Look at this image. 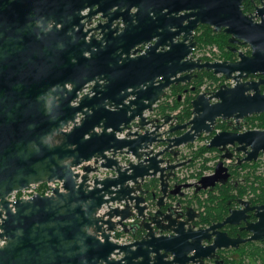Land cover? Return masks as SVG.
Here are the masks:
<instances>
[{"label": "water", "instance_id": "95a60500", "mask_svg": "<svg viewBox=\"0 0 264 264\" xmlns=\"http://www.w3.org/2000/svg\"><path fill=\"white\" fill-rule=\"evenodd\" d=\"M243 1L0 0V264H205L216 249L241 241L220 229L245 221L247 210L258 218L246 226L250 240L262 237L264 205L241 200L243 210L194 229L193 208L168 202L183 189L214 188L229 179L228 163H255L264 153V130L238 132L241 121L264 114V9L256 21L242 11ZM97 14L103 22L84 30ZM203 25L249 53L234 49L235 61L193 60ZM201 72L234 84L200 91L184 123L176 114L145 116L171 87ZM218 120L232 131L213 134ZM204 135H212L207 148L221 153L213 172L173 184L189 163L180 161L183 149ZM128 156L134 160L122 166L118 157ZM100 169L113 176L89 184ZM53 181L63 191L7 201L15 190ZM116 202L124 208L100 214ZM132 209L131 232L141 236L118 245L110 233L116 226L130 231L123 221Z\"/></svg>", "mask_w": 264, "mask_h": 264}, {"label": "trees", "instance_id": "16d2710c", "mask_svg": "<svg viewBox=\"0 0 264 264\" xmlns=\"http://www.w3.org/2000/svg\"><path fill=\"white\" fill-rule=\"evenodd\" d=\"M195 41L198 47L216 45L221 51L223 61H235L236 53H232L231 49L227 47L228 37L222 32L215 33L209 26H200L195 35ZM237 50H240L238 48ZM249 53V52H248ZM252 77V76H251ZM249 77V78H251ZM205 81L215 84L213 90L222 86L223 78H217L210 72H201L198 78L193 83L187 85H177L169 89L164 100L159 102L155 107V113L161 117L173 112H178L177 122L184 123L192 116L190 102L200 92V87ZM190 87L195 90L191 91ZM187 89V91H185ZM210 89V87L208 88ZM261 92L264 93V86L261 87ZM241 126H247V129L264 130V114L254 115L241 121ZM233 124L229 122L217 121L215 130L232 131ZM210 136H202L198 139L201 142ZM193 144L188 145L187 148H193ZM216 149H208L206 145L197 146L196 150H192L189 163L185 166L186 169L192 170L189 178L199 180L204 176L205 171L214 170L215 165H209L211 161L218 158L219 154ZM214 154L213 157L208 156ZM259 166L255 163H242L229 167L230 177L227 181L217 184L214 188L208 190H201L199 187L193 186L188 194L171 197L172 200L177 199L183 207H191L201 210V217L197 225L208 226L214 222L222 220L227 214L228 208L231 207V202L234 198H249L254 204L264 203V172L256 174V169ZM187 178V179H189ZM177 179V178H176ZM181 183V182H180ZM149 185L157 188V181L152 179ZM141 236L140 231H136L134 237L138 239ZM230 264H247L244 261L231 262Z\"/></svg>", "mask_w": 264, "mask_h": 264}, {"label": "flooded vegetation", "instance_id": "af4514ba", "mask_svg": "<svg viewBox=\"0 0 264 264\" xmlns=\"http://www.w3.org/2000/svg\"><path fill=\"white\" fill-rule=\"evenodd\" d=\"M241 8H242V11L246 15L255 16V20L257 21V20H259L257 9H264V0H244L242 2ZM84 21H86V20H84ZM94 22H95V24H94ZM100 22H103V19H101L100 14H97V15L92 17L90 24L86 25L84 30H86L87 28L96 27ZM116 24H117V22H114V25H116ZM121 26L122 25L120 24L119 27H121ZM198 28H200V26ZM227 37H228L227 47L229 49H231L232 53H234V51H233L234 49H238V48H240V49L244 48L249 52V48L247 46H241L238 44H230L229 43V36H227ZM144 48H145L144 46L141 48V52H143ZM199 74L200 73L197 74L196 78L192 79L190 84L193 83L194 80H196L198 78ZM258 78H259V76H252L250 79L253 80V79H258ZM184 85H187V84H184ZM87 87L90 89V85H87L85 88H87ZM190 88H192V87H190ZM185 91H187V89H185ZM215 133H217V130H214L213 134H215ZM205 136H210L209 137V139H210L212 135H205ZM205 139H207V138H205ZM216 154H219L218 158L216 159V161H217L219 159L221 153L218 152ZM235 157H240V156H238L236 154ZM235 161H236V159H234V161L228 163L227 164L228 168L231 165H234ZM174 183L181 184L178 181V179L174 180L173 184ZM186 190H188V189H183L182 192L184 194H188L190 190H188V191H186ZM241 200L249 202L250 208L264 205V203L254 204L250 201L249 198H234V201L231 202V207L228 208V212L222 218V220L214 222L208 226L197 225V222L201 217V210L193 208L194 213H195V218H194V221L192 222L193 228L194 229L208 228L209 226H211L213 224H217V223L222 222L229 215V212L231 210H243L244 206H242V204L240 203ZM168 202L169 203H176V202H178V200L177 199L172 200L170 197L168 199ZM184 208H187V207L185 206V207H183V209ZM261 212H263V211H261ZM256 214H257L256 210H247L245 212V216H246L245 221H241L238 225H225V226H223L220 229V231L222 233H225L229 239H231V240L240 239L241 241L237 244V246H230L229 248L216 249V251L214 252L215 257L212 259L205 260V264H230L231 262H239V261H244V263H247V264H264V232L262 233V237L260 239L250 240L252 237V233H250L249 231L246 230V226L248 224H254L258 221ZM203 244L205 246L208 245L206 242H203Z\"/></svg>", "mask_w": 264, "mask_h": 264}, {"label": "built area", "instance_id": "2783aa9c", "mask_svg": "<svg viewBox=\"0 0 264 264\" xmlns=\"http://www.w3.org/2000/svg\"><path fill=\"white\" fill-rule=\"evenodd\" d=\"M87 13V10L84 11V14ZM95 24V22H94ZM195 51V49L192 51L191 57H193V52ZM218 54V49L217 47H211L207 50V53L205 55L204 59L207 60H220V58L216 59V55ZM193 60H201L203 62L202 59L199 58H192ZM89 88H85L81 94H85L88 93ZM201 91V90H200ZM203 91V90H202ZM176 114V113H173ZM145 116L148 118H152V117H158L161 118V116L157 115V114H148L145 113ZM148 129H152L150 126L147 127ZM135 129H133L134 131ZM142 132V131H141ZM219 131L217 130V133ZM209 138L202 140L201 142H197L194 145H208L209 143ZM194 149H197V147H195ZM264 156V153L260 155L259 159ZM191 155L189 154V150L184 149L181 159L180 161H186L188 159H190ZM120 164L122 166H127V163L129 160H134L131 156L128 157H118ZM258 159V160H259ZM91 165H93L92 163H90ZM86 165V164H84ZM82 167L80 166L78 168L73 169V171L75 173H82ZM186 169H180L177 171V179L179 182L181 183H195L196 180L195 179H187L189 178V175L186 174ZM211 170L209 171H205L204 175H210L211 174ZM98 177L100 179H103L105 177L108 176H113L112 172L110 170H106V169H100L99 172H97L96 174H90V179H89V184L92 183V178L93 177ZM192 180V181H191ZM191 181V182H190ZM55 190L58 191H63V184L60 181H53V182H45V183H38V184H32L22 190H15L13 192H11L8 196H7V201L9 202V204H13L15 203L17 200L23 199V200H28L31 199L35 196H51L53 195V192ZM125 203L124 202H116V203H110L109 205H103L101 210H100V214H103L105 212H107L110 208H118V209H123L124 208ZM11 207V205H10ZM148 211H145V214H147ZM0 222H1V218H0ZM123 223L126 225L127 229H130V231L128 233L124 232V229L121 226H116L115 230L112 231L110 233V240L118 245H128L133 243L136 238L134 237L133 233L131 232V228L134 227L135 223H136V211L132 209V216L129 217L128 219H126L125 221H123ZM4 245V241L0 239V247ZM122 257V255H112L111 259L114 260H118Z\"/></svg>", "mask_w": 264, "mask_h": 264}, {"label": "rangeland", "instance_id": "374dc122", "mask_svg": "<svg viewBox=\"0 0 264 264\" xmlns=\"http://www.w3.org/2000/svg\"><path fill=\"white\" fill-rule=\"evenodd\" d=\"M258 21V20H257ZM197 34V30H196V33H195V35ZM217 47V49H218V54L216 55V59H218V58H220V60H207V59H204L205 58V55H206V53H207V50L209 49V48H211V47ZM241 50H245L244 48H241ZM193 57L194 58H199V59H202L203 60V62H206V61H209V62H223L222 60H221V51H220V49L218 48V46H216V45H209V46H203V47H198V46H196L195 47V51L193 52ZM192 57V58H193ZM217 78H223L222 76H216ZM224 79V78H223ZM188 84H190V83H188ZM234 83L233 82H231V81H226L225 79H224V81L222 82V85H228V86H231V85H233ZM216 86V83L215 84H211V86H210V82H208V81H205L204 82V84L200 87V89H201V91L203 90V91H206V92H213V91H215V90H213V88ZM210 87V89H208ZM153 114H156L155 112L153 113ZM246 129V130H251V129H247V126H241V129ZM198 141V140H197ZM195 147H197V145H194L193 146V148H192V150H196V149H194ZM185 149V148H184ZM183 149V150H184ZM187 150H189V154L191 155V152H192V150L191 149H188V148H186ZM208 156H210V157H213L214 156V154H209ZM238 156H240V155H238ZM260 157V156H259ZM259 159V158H258ZM234 161V160H233ZM217 161L216 160H214V161H211L210 163H209V165H214L215 163H216ZM257 162L259 163V166L257 167V169H256V174H258V173H263L264 172V156H262L259 160H257ZM184 169H186L185 167H184ZM187 171H186V174L187 175H190L191 174V172H192V170H189V169H186ZM213 171V170H212ZM189 179H191V178H189ZM192 181V180H191ZM190 181V182H191ZM185 184H187V183H185ZM186 191H188V190H186Z\"/></svg>", "mask_w": 264, "mask_h": 264}, {"label": "bare ground", "instance_id": "6f19581e", "mask_svg": "<svg viewBox=\"0 0 264 264\" xmlns=\"http://www.w3.org/2000/svg\"><path fill=\"white\" fill-rule=\"evenodd\" d=\"M87 11H88V9H87ZM82 13H84V12H82ZM194 49H195V48H194ZM194 49H193V50H194ZM238 51H241V52H243V53H245V54H248V51H247L246 49H245V50H241V49H240V50H238ZM221 60L223 61V58H221ZM236 60H237V58H236ZM81 95H82V94H81ZM173 113H176V114H177L178 112L176 111V112H173ZM173 113H172V114H173ZM233 126H234V125H233ZM251 130H254V129H251ZM219 131H220V130H219ZM245 131H248V130H246V129H244V128L241 129V123H240V127H239V129H238V132H245ZM220 132H221V131H220ZM204 136H205V135H204ZM209 141H210V140H209ZM197 142H198V141H196V143H197ZM194 144H195V143H194ZM194 144H193V145H194ZM206 146H207V145H206ZM262 154H263V153H262ZM260 155H261V154H260ZM188 160H189V159H188ZM188 160H186V161H188ZM214 165H215V164H214ZM181 169H184V167L181 168ZM179 170H180V169H179ZM212 172H213V171H212ZM212 172H211V173H212ZM204 176H205V175H204ZM176 178H177V177H176ZM197 181H198V180H196V182H197ZM196 182H195V183H196ZM181 184H185V183H181Z\"/></svg>", "mask_w": 264, "mask_h": 264}, {"label": "crops", "instance_id": "0c3cea01", "mask_svg": "<svg viewBox=\"0 0 264 264\" xmlns=\"http://www.w3.org/2000/svg\"><path fill=\"white\" fill-rule=\"evenodd\" d=\"M187 147H185V149H186Z\"/></svg>", "mask_w": 264, "mask_h": 264}]
</instances>
